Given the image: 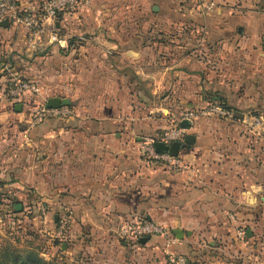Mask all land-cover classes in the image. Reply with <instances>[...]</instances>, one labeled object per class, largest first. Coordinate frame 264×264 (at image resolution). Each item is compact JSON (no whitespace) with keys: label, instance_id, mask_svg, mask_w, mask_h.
<instances>
[{"label":"crops","instance_id":"crops-1","mask_svg":"<svg viewBox=\"0 0 264 264\" xmlns=\"http://www.w3.org/2000/svg\"><path fill=\"white\" fill-rule=\"evenodd\" d=\"M16 1L36 5L39 0ZM148 1L159 0H91L100 6V12L61 13L56 23L41 35L9 24L0 25V180H14L3 185L6 189L19 192L32 187L41 195H58L60 198L48 200L53 209L70 207L78 219H84V264H166L168 252L172 253V260L174 255L176 260H185L189 257L190 245L205 239L210 243V236L215 235L218 225L228 222L227 214L231 218L229 213L236 201L247 196L242 182L248 178V167H245L248 161L241 152L229 155L219 149L224 141L212 134L211 125L200 120L187 121L185 134L194 137L191 143L181 145L177 154L182 163L179 167L145 158L142 148L145 141L168 128L160 122L163 112L151 115L162 107L158 105L142 114L131 110L122 113L115 103L112 108L84 104V122L68 117L54 124H43L40 131L62 135L51 140L48 148L51 159L46 172L39 158L24 151L25 142L29 146L36 141L25 139L26 131L14 120L16 110L11 113L8 107L6 87L10 74L18 73V68L24 73V68H30L31 63L36 67L38 80L51 91L46 98L64 97L62 92L70 90L71 76L76 79L74 86L84 83V100L121 98L125 94L121 66L132 67L131 63L135 62L140 50L136 34L139 30L120 25L122 15L117 14V6L112 12L106 8L108 4L125 3L134 11ZM210 1L197 0L202 2L198 9ZM212 1L215 4L209 9L203 7L202 12L181 13L186 18H195L197 24H192L190 29L178 26L173 32L178 53L165 70L170 68L169 72L179 83H183L186 71L175 66L185 67L186 62L190 67L199 62L203 67L208 66L210 58L199 60L198 49L214 51L218 47L232 54L240 52L243 59L239 62L247 68L244 74H250L256 54L264 62V0ZM160 17L169 18V14L161 13ZM80 19H100V25L90 23L78 29L75 23ZM73 31L84 33V37L80 36L83 42L68 43ZM161 31L164 35L170 32L168 28ZM215 35L219 42L211 40ZM73 52L78 54L72 57ZM239 62L231 63L236 66ZM179 88L172 90L175 93L170 96L167 90L163 93L166 97L175 94L179 98ZM128 94L138 95L140 99L157 98L140 90ZM250 96L253 95L246 93V97ZM254 98L260 111L256 114L262 119L263 90H258ZM259 100L263 101L260 105ZM94 115L97 117H90ZM182 123L183 120L178 122ZM9 147L22 150L14 157ZM237 179L242 187H234L233 180ZM54 215L58 217V212ZM141 217L159 220L157 223L168 230L166 235H154L147 242L139 243L143 251L137 255L132 250L133 243L123 238L119 229L125 220ZM173 229H181L182 237L174 236ZM173 236L177 242L171 244L169 238ZM62 246L67 248L68 243Z\"/></svg>","mask_w":264,"mask_h":264},{"label":"rangeland","instance_id":"rangeland-1","mask_svg":"<svg viewBox=\"0 0 264 264\" xmlns=\"http://www.w3.org/2000/svg\"><path fill=\"white\" fill-rule=\"evenodd\" d=\"M201 4L202 2L197 3V0H185L184 2L179 0L148 1L146 4L138 5L134 11L132 8L129 9L128 4L125 3L108 4L106 8L108 12H112L116 6L118 7L116 12L122 15L121 20H119L122 27L139 30L136 34L140 50L137 51L135 62L131 63L132 67L123 64L121 66L122 73L125 74V79L122 81L125 94H122L121 98L117 100H84V83L78 82L74 86L73 82L76 79H72L71 76L70 90L62 92L64 97H61L69 101L58 107L69 108L71 113L66 116H56L52 111H46V117L41 123L32 124L33 115L40 108L46 107L45 103L48 99L46 94L50 95L51 91H47L45 85L38 80L36 67L31 66L30 63V68L25 67L24 73L20 72L21 68H18V73L10 74V78L7 80L9 84L6 88L9 90L16 82L22 81L36 86L38 90H27L16 96L8 94V107L11 113L16 110L17 113L14 114L17 118L14 120L19 128L26 131L25 139H35L36 143L30 142L29 146L25 142L23 149L27 154L40 159V163L44 164L42 166L44 172L48 171L47 167L50 165L51 156L49 154L51 152L48 148L51 146V140H56L62 135L40 131V127L43 124L61 122L62 119L68 117L82 119L84 122V104L98 108L102 106L112 108L115 103L122 113L131 110L142 114H147L150 108L155 107V105L162 106L161 108H165L167 111L160 108L157 109L160 111L155 110L151 115L163 112L165 115L160 122L162 126L168 128L161 130L156 136H149L154 141H162L165 132L172 128L184 129L182 139L174 140L183 141L186 134L185 127L178 124L181 120L187 122L196 119L208 123L213 129L212 134L224 141L219 149L229 155L241 152L243 158L248 161L245 166L248 167V178L246 182L244 180L242 182L243 191L247 196H243L241 201H236L237 204H234L229 213L231 218L227 214L228 222L226 220L224 224L218 225L215 235L210 236V243L205 239V242L190 245L187 253L189 257L185 258V264H264V115L261 119L260 114L259 116L256 114L260 111L257 110L256 106L257 98H254L260 89L263 90L264 94V62L256 54L254 67H250V74H244L247 68L239 62L243 59L242 54L236 51V54H232L225 48L218 49L217 47L214 51L198 49L196 52V57L199 60H202L200 59L202 57L206 58V56L210 58L206 67H203L200 62L198 64L200 66L194 65V67L188 66L187 62L185 67L182 65L175 66V68H183L186 71L183 83L174 79V74L169 72L170 68L167 69L168 71L165 70L166 65L169 66L178 53L176 51V34L173 33L175 29L178 26L190 29L197 24L195 18H186V15L184 17L181 13L202 12L204 5L198 9ZM151 6H156L157 9L154 10ZM75 10L93 11L97 14L100 12V6L91 2L89 5L79 6ZM165 12L169 14V18L160 17L161 13ZM123 14L126 17H123ZM178 16L181 19H178ZM99 22L100 19H83V21L80 19L76 21L75 25L80 29L90 23L100 25ZM163 28H168L170 32L164 35V31H161ZM153 29L155 31L150 35L149 33ZM82 31L80 33L73 31L67 39L68 43L80 44L83 42L80 37H84ZM218 38V35H215L211 37V40L219 42ZM77 54L78 52H73L72 57ZM231 62L239 63L234 66ZM260 62L262 63L260 64ZM12 69L14 68L12 67ZM146 73H149L150 76L146 77ZM247 83L249 86H246ZM178 86H180L179 90L181 91L180 97L176 98L175 94L173 97H169L175 93L172 90H178ZM139 90L145 91L147 94L153 93L157 98L146 96L140 99L138 95L132 97L128 94V92L135 93ZM166 90L169 92L167 97L163 93ZM246 93L253 96L248 98ZM262 102L259 100V105ZM18 104H21V109L17 110L15 107ZM214 105L227 109L231 115H222L209 110ZM78 111L81 113L78 114ZM194 112L195 114H192ZM90 117L96 118L97 115ZM21 150L16 147L10 149L14 157ZM143 155L148 161L150 160L144 148ZM12 181L14 180H0V257L7 258L11 253L23 256L39 254L44 260L57 264H84V219H78L75 211L71 208V217L63 241L65 244L68 243L67 248L62 245L59 246L57 240L49 244L46 236H43L39 231L42 220L37 217V213L44 208L48 214L53 215L55 223L52 222L51 224L55 226L57 217L54 213L58 212V215H64L66 214V207H64V211L63 209L56 211L53 209V204L48 200H55L60 196L41 195L35 193L32 187L19 192L3 187L4 184ZM233 183L234 187H242L240 179L233 180ZM55 192L58 193V191ZM62 198L64 199V196ZM19 202L22 203V209L18 212L14 205ZM33 214L34 217H32ZM157 222L160 223L159 220ZM166 230L168 229L166 228ZM247 230L250 234H247ZM132 245V250H135V253L137 251V255L142 253L140 244L133 243ZM167 254L168 257L166 256L164 263L178 264V260L175 259L176 255L172 260V253L168 252Z\"/></svg>","mask_w":264,"mask_h":264},{"label":"built area","instance_id":"built-area-1","mask_svg":"<svg viewBox=\"0 0 264 264\" xmlns=\"http://www.w3.org/2000/svg\"><path fill=\"white\" fill-rule=\"evenodd\" d=\"M90 3L91 0H39L36 5H32L16 0H0V22L7 21L11 26L24 28L34 35H41L48 26H53L56 23L59 14L74 11L79 6H87ZM213 5V1H210L204 7L209 9ZM27 90L37 91L38 88L27 82L18 81L9 88L8 94L12 96L21 95ZM209 110L222 115H231L227 109L218 105L212 106ZM46 111H52L57 116H66L71 113L69 108L48 109L42 107L33 115L32 124L41 123L46 117ZM183 131L184 129L182 128H172L170 131L165 132L164 138L161 140L167 144L174 140H180L183 137ZM154 142V140L149 138L142 146L150 160L166 163L174 167H179L182 164L177 155H170L167 152H156L153 145ZM65 211L66 214L58 215L55 226L51 224L52 222L55 223L53 215L48 214L44 208L37 213V217L42 220V226L39 231L43 236H46L49 244L57 240L60 246L64 241V237H66L67 224L72 211L69 207H66ZM32 217H34V214ZM119 231L123 238L138 244L142 237L150 238L154 235L167 234L164 226L144 217L131 221L125 220ZM169 242L174 244L177 239L173 236L169 238ZM177 263L185 264V260L181 258Z\"/></svg>","mask_w":264,"mask_h":264},{"label":"water","instance_id":"water-1","mask_svg":"<svg viewBox=\"0 0 264 264\" xmlns=\"http://www.w3.org/2000/svg\"><path fill=\"white\" fill-rule=\"evenodd\" d=\"M153 9L156 10L157 7L156 6H153ZM0 25H3V26H6L8 25V22L7 21H2L0 22ZM68 99H62L61 97H58V96H53V97H50L46 100V103H45V106L46 108H58L60 107L62 104L64 103H68ZM17 110L18 109H21V104H18L16 107H15ZM182 125L184 127H186L188 125L187 122H183ZM193 135L191 134H186L184 136V139L183 141H173L171 144H167L163 141H155L153 143L154 145V148L156 150V152L158 153H164V152H167L169 153L170 155H177L179 153V150H180V147L182 144H187V143H191V139H193ZM15 210L16 211H21L22 209V203H16L15 205ZM174 233V235L177 237V238H181L182 237V233L183 231L181 229H173L172 231ZM247 234H250L249 230H247ZM149 240V237H142L140 238V243H145Z\"/></svg>","mask_w":264,"mask_h":264},{"label":"trees","instance_id":"trees-1","mask_svg":"<svg viewBox=\"0 0 264 264\" xmlns=\"http://www.w3.org/2000/svg\"><path fill=\"white\" fill-rule=\"evenodd\" d=\"M228 109L231 110V108H228ZM0 264H57V263L46 261L39 254H37L36 256L34 255L33 256H23L21 254L11 253V255L7 258L0 257Z\"/></svg>","mask_w":264,"mask_h":264}]
</instances>
